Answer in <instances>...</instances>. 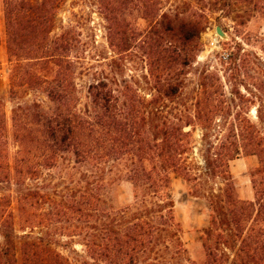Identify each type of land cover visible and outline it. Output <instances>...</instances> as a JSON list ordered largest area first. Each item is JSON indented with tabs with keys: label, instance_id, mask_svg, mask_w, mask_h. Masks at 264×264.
Instances as JSON below:
<instances>
[{
	"label": "trees",
	"instance_id": "16d2710c",
	"mask_svg": "<svg viewBox=\"0 0 264 264\" xmlns=\"http://www.w3.org/2000/svg\"><path fill=\"white\" fill-rule=\"evenodd\" d=\"M89 1L106 23L105 50L84 40L82 22L59 27L66 0H0L9 95L18 101L9 123L0 99V185L15 187L0 196V264H73L53 248L60 228L81 240L82 264H198L182 240L174 177L208 204L200 264H264V58L244 48L264 55V37L244 34L223 59L226 74L205 66L187 90L211 14L230 17L243 5L241 27L264 18V0ZM133 57L145 88L126 77ZM78 75L91 77L82 109ZM30 94L49 106L20 102ZM242 157L258 160L253 200L239 197L232 174ZM68 158L86 170L65 194L44 177ZM113 173L134 192L120 210L105 199Z\"/></svg>",
	"mask_w": 264,
	"mask_h": 264
},
{
	"label": "rangeland",
	"instance_id": "374dc122",
	"mask_svg": "<svg viewBox=\"0 0 264 264\" xmlns=\"http://www.w3.org/2000/svg\"><path fill=\"white\" fill-rule=\"evenodd\" d=\"M184 1V0H180ZM194 1V0H190ZM233 15L226 17V13L218 11L211 14L210 24L206 32L202 35V51L199 52L194 66L189 69L187 77V90L193 91L198 81L200 71L208 66L211 70L217 71L224 75L227 73L228 65L223 64L224 57L232 52H235L238 44H243L244 34L251 36L261 35L264 37V18L260 15L253 17L251 20L244 22L243 26H238L235 22V14L237 12H245L248 8L243 5L234 7L232 9ZM229 11L227 8L226 12ZM79 16V17H78ZM82 22L84 27V40L96 39L100 50H105L107 47V31L106 23L101 16L97 6L89 0H66V4L59 12V27L62 25L77 24ZM139 29L145 28L146 24L143 20L136 21ZM82 27V25L80 26ZM221 27L227 38L220 37L216 28ZM82 31V28H81ZM92 37V38H91ZM244 48L248 51L259 52L260 56L264 55L260 52L258 46H247ZM143 63L138 58L129 60L128 69L125 72L126 77L139 79L142 76ZM140 80V79H139ZM91 82V77L78 75L77 86L78 95L80 98L79 108L82 109L87 103V89ZM141 86L145 88V84L141 81ZM10 78L9 65L7 62V48L4 41L0 43V99L5 103V110L7 119H11L13 108L18 101L12 100L9 95ZM149 93V91H146ZM37 99L45 107L49 106V100L42 94H30L26 99L20 102H30ZM198 136V135H197ZM11 152H14L11 148ZM60 167L51 171H45L44 179L51 184H57V189L61 193L68 194L70 189L76 190L78 188L77 182L85 173V168L75 167L74 161L69 159L62 161ZM258 166L256 157H242L231 164V170L236 183L239 197L243 200H253L254 191L251 184V175L254 169ZM71 174L72 176H68ZM52 176V177H51ZM42 182V180H41ZM107 188L105 191V199L109 205L116 210L124 209L132 205L134 201V192L132 185L117 173L110 174L107 177ZM34 185V182H29ZM15 187L10 188L8 185H0V196L9 195ZM47 191L53 192V189ZM172 196L175 203V211L177 220L183 228L182 240L187 249L188 256L192 262L198 264L205 259V252L203 249L202 233L209 225L210 211L207 202L202 198H196L189 192L187 184L180 178L174 177L172 180ZM63 226V225H62ZM61 227V226H60ZM56 238V245L53 248L57 249L64 256L71 260L73 264H82V258H88L86 249L81 244L79 238L70 239L65 237L59 231H52ZM1 241V240H0Z\"/></svg>",
	"mask_w": 264,
	"mask_h": 264
},
{
	"label": "water",
	"instance_id": "95a60500",
	"mask_svg": "<svg viewBox=\"0 0 264 264\" xmlns=\"http://www.w3.org/2000/svg\"><path fill=\"white\" fill-rule=\"evenodd\" d=\"M216 32H217V34H218L220 37H222V38H227V35L224 33V31L222 30L221 27H217V28H216Z\"/></svg>",
	"mask_w": 264,
	"mask_h": 264
}]
</instances>
